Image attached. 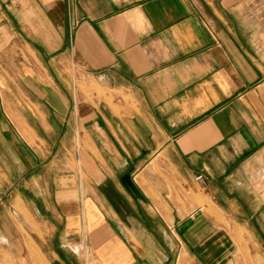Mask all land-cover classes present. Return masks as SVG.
Listing matches in <instances>:
<instances>
[{
    "label": "crops",
    "instance_id": "0c3cea01",
    "mask_svg": "<svg viewBox=\"0 0 264 264\" xmlns=\"http://www.w3.org/2000/svg\"><path fill=\"white\" fill-rule=\"evenodd\" d=\"M9 257L264 264V0H0Z\"/></svg>",
    "mask_w": 264,
    "mask_h": 264
},
{
    "label": "rangeland",
    "instance_id": "374dc122",
    "mask_svg": "<svg viewBox=\"0 0 264 264\" xmlns=\"http://www.w3.org/2000/svg\"><path fill=\"white\" fill-rule=\"evenodd\" d=\"M28 259L27 257H9V258H0V264H50V259L41 257L36 259ZM46 262V263H45Z\"/></svg>",
    "mask_w": 264,
    "mask_h": 264
},
{
    "label": "built area",
    "instance_id": "2783aa9c",
    "mask_svg": "<svg viewBox=\"0 0 264 264\" xmlns=\"http://www.w3.org/2000/svg\"><path fill=\"white\" fill-rule=\"evenodd\" d=\"M195 179H196L197 181H199V180H203V176H202L201 174H198V175L195 177Z\"/></svg>",
    "mask_w": 264,
    "mask_h": 264
},
{
    "label": "bare ground",
    "instance_id": "6f19581e",
    "mask_svg": "<svg viewBox=\"0 0 264 264\" xmlns=\"http://www.w3.org/2000/svg\"><path fill=\"white\" fill-rule=\"evenodd\" d=\"M46 263V262H45Z\"/></svg>",
    "mask_w": 264,
    "mask_h": 264
}]
</instances>
